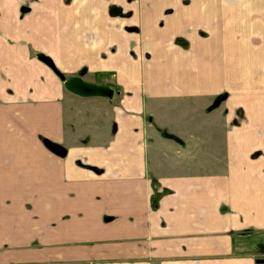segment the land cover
I'll use <instances>...</instances> for the list:
<instances>
[{
  "label": "crops",
  "instance_id": "crops-1",
  "mask_svg": "<svg viewBox=\"0 0 264 264\" xmlns=\"http://www.w3.org/2000/svg\"><path fill=\"white\" fill-rule=\"evenodd\" d=\"M235 4L0 0V264H264V0Z\"/></svg>",
  "mask_w": 264,
  "mask_h": 264
},
{
  "label": "water",
  "instance_id": "water-1",
  "mask_svg": "<svg viewBox=\"0 0 264 264\" xmlns=\"http://www.w3.org/2000/svg\"><path fill=\"white\" fill-rule=\"evenodd\" d=\"M48 65H52V62L51 60L49 61H46ZM60 76L62 77L61 73H59ZM43 143L44 145L51 151L53 152L54 154L60 156V157H64L66 155V149L60 145V144H57V143H54V142H51L47 139H43ZM262 260H258V262H261Z\"/></svg>",
  "mask_w": 264,
  "mask_h": 264
},
{
  "label": "trees",
  "instance_id": "trees-1",
  "mask_svg": "<svg viewBox=\"0 0 264 264\" xmlns=\"http://www.w3.org/2000/svg\"><path fill=\"white\" fill-rule=\"evenodd\" d=\"M32 54L35 56V57H37V59H39L40 61H42L43 63H45L46 65H48L47 64V62L46 61H49L50 59L45 55V54H43V53H41V52H36V51H32ZM52 62V61H51ZM59 77H61L60 76V72H59V70L53 65V63H52V65L50 66V65H48ZM222 99V97L220 96L219 98H217L216 100H214V102H213V104L211 105V107H214V106H216L219 102H220V100Z\"/></svg>",
  "mask_w": 264,
  "mask_h": 264
},
{
  "label": "rangeland",
  "instance_id": "rangeland-1",
  "mask_svg": "<svg viewBox=\"0 0 264 264\" xmlns=\"http://www.w3.org/2000/svg\"><path fill=\"white\" fill-rule=\"evenodd\" d=\"M231 2H233V4H235L236 3V0H230V3ZM234 7H236V4H235V6ZM251 8H249V7H245L244 8V10L243 11H241V13H242V15L243 16H247V14L251 11L250 10ZM231 13H232V15L233 16H236L237 15V12L236 11H233V12H227V14L230 16L231 15ZM90 89H92V90H96L97 88L96 87H93V88H90ZM222 97V99L220 100V102L227 96L226 94H222V95H219V96H217L216 98H215V100L217 99V98H219V97Z\"/></svg>",
  "mask_w": 264,
  "mask_h": 264
}]
</instances>
